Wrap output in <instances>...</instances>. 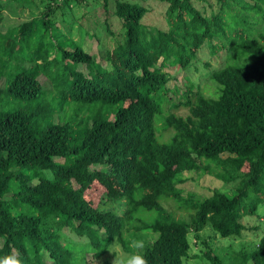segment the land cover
<instances>
[{"label":"trees","instance_id":"16d2710c","mask_svg":"<svg viewBox=\"0 0 264 264\" xmlns=\"http://www.w3.org/2000/svg\"><path fill=\"white\" fill-rule=\"evenodd\" d=\"M161 2L168 30L128 0H104L101 15L82 18L69 14L81 0H0V24L7 7L17 13L0 31V258L88 264L116 246L130 255L142 239L148 264H264V0H216L210 13L193 0ZM60 23L104 26L103 63L75 38L67 49ZM205 45L226 54L211 74L215 96L195 92L186 76L184 88H168L166 67L187 68ZM172 99L188 115L158 123ZM204 176L237 185L185 195ZM97 185L99 206L88 198ZM255 216L247 221L258 225L243 222ZM208 228L221 239L247 229L263 236L225 259L202 236ZM192 236L207 249L200 256Z\"/></svg>","mask_w":264,"mask_h":264},{"label":"rangeland","instance_id":"374dc122","mask_svg":"<svg viewBox=\"0 0 264 264\" xmlns=\"http://www.w3.org/2000/svg\"><path fill=\"white\" fill-rule=\"evenodd\" d=\"M111 1V0H110ZM126 1V0H122ZM133 2H138L140 4H143L152 10V14H150L146 18V22L149 25H155V28L159 27L163 30L169 29V24L167 22V18L165 17V10L167 9L168 5L166 3L162 4L161 0H128ZM196 7L204 11L206 10L208 13L211 12L212 8L217 10V3L216 0H193ZM115 0H112L111 4H114ZM82 5L71 7L72 10L69 12L70 15L76 16V17H83L85 14H91V13H98V15H101L102 13V7L104 4V0H90L87 4L85 0H81ZM15 5L7 7L3 13H4V20L0 24V31L5 32L6 30L12 28L15 25L14 18L17 17V13H15L16 9L14 7ZM91 7V9H90ZM15 13V14H14ZM20 15V14H19ZM113 23V28L115 30H120L122 35L120 38V42L122 43L124 41L123 37V31L120 28L118 22L115 20H110ZM104 25V23L102 24ZM90 25L87 24L86 27H89ZM59 27H62L64 29V26L60 23ZM66 30L68 32H72L71 35L74 36H81L83 37L84 47L91 48V55H93L96 59L102 50H108V41L106 40V29L103 26L100 27H92L89 31L90 33L87 34L84 29H81L78 24L74 25H68L66 26ZM98 38H101L102 43L98 40ZM79 41V40H78ZM101 64L103 63L102 57H98L97 59ZM226 60V54H224L223 51H221L218 55H212L211 54V48L207 45H205L202 49L199 50L197 58L194 59L187 68H183L179 65H170L166 67L165 71L169 74L171 78L175 77L168 83V88H174V86L178 85L180 88H184V83L180 81L181 77L186 76L191 80V82L195 85V92L202 91L206 96H215V93L217 91V85L212 81L211 74L219 68H222ZM161 61V60H160ZM206 63H210V66H207ZM79 71H86V66H80ZM173 101L168 102L165 105V113L158 119V123H163L165 118L170 113H177L178 115H181L183 117L188 115V111L185 109H178L175 110L171 106L173 103L179 104L178 99H172ZM236 183L231 184H224L221 181L217 180L216 178L212 176H204L202 177L197 187H188L186 189L185 195L189 193V191L194 192V195L198 198H204L206 196H211L213 194V191L215 189H224L225 191H233V189L236 187ZM104 190V187L102 185H97L91 190L89 193V199H91L97 206L100 205L102 196L101 193ZM165 206L171 211L174 212V214L177 217H180L183 215L177 208L176 204L172 201L169 203H165ZM255 217H246L243 221L248 227H253L254 225H258L255 221H247L249 219H256ZM260 222L264 220V215H261ZM209 229V228H208ZM66 235L69 238L71 237L68 233ZM202 236L204 238L210 237L212 239V248L215 249V253L218 254L221 257H224L227 259L231 256L233 252H238L242 248L248 247L251 244L258 245L259 240L263 236V229L260 231H253L251 229H247L246 232L240 237H235L232 239H221L216 236V234L212 230H207L202 233ZM210 238H207V240L210 242ZM191 239V237H190ZM191 255L192 256H200L201 250L206 251L207 249L199 246L196 244V241L194 239V236H192L191 239ZM202 251V253H203ZM122 248L120 246H116L113 249L110 250V252L103 257L100 261L91 262L88 261V264H106L107 262H110V264H114L115 260L117 258H120L124 255ZM187 264H205L202 258L196 259L191 258L187 261Z\"/></svg>","mask_w":264,"mask_h":264},{"label":"clouds","instance_id":"9594fccd","mask_svg":"<svg viewBox=\"0 0 264 264\" xmlns=\"http://www.w3.org/2000/svg\"><path fill=\"white\" fill-rule=\"evenodd\" d=\"M60 2H64V5H67L68 4L67 2H72V0H60ZM70 6L76 7L74 3L70 4ZM91 28L92 27H85V28H81V29H84L85 32L87 34H89L90 33L89 30ZM58 32L60 33V36L66 41L67 46H68L67 49H69V50L75 49L70 45L72 39L74 38V36L71 35L72 32H68L65 28L64 29L61 28ZM77 38H79V41H77ZM75 41L80 45V48L84 47L85 42L83 41V37L75 36ZM55 56H53V57H55ZM160 60H159L158 65H161V62L163 61L162 59H160ZM54 106L58 107L56 109V112H57V110L61 107V104H60V102L55 103ZM130 246L134 249L133 253H131L130 255H126V256H122L120 258H117L115 260L114 264H148V260L142 254V250L145 247V242L142 239L133 240L131 242ZM0 264H20V259H19L18 255H7L3 258H0Z\"/></svg>","mask_w":264,"mask_h":264}]
</instances>
